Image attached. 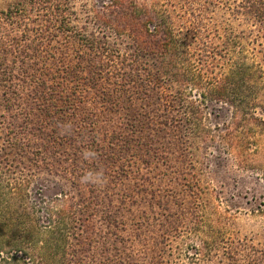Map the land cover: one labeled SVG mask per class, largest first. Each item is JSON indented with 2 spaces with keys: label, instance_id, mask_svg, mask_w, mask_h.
Masks as SVG:
<instances>
[{
  "label": "trees",
  "instance_id": "1",
  "mask_svg": "<svg viewBox=\"0 0 264 264\" xmlns=\"http://www.w3.org/2000/svg\"><path fill=\"white\" fill-rule=\"evenodd\" d=\"M98 7L85 9L79 26L74 0H12L0 8V249H19L4 257L0 251V264H125L103 251H118L124 241L118 229L125 226L95 203L84 154L116 151L117 172L109 180L125 177L136 163V173L149 167L150 154L166 164L164 142L182 152L197 127L183 89L199 84L200 73L171 15L137 0H104ZM232 12L264 30V0H239ZM58 42L61 50L72 48L74 63ZM259 52L260 63H248L243 46L227 36V74L204 95L227 104L238 123L252 119L263 128L264 117L253 113L258 108L264 115V49ZM40 170L66 178L76 196L59 191L43 200L39 223L27 186ZM163 202L155 199L168 212Z\"/></svg>",
  "mask_w": 264,
  "mask_h": 264
},
{
  "label": "rangeland",
  "instance_id": "2",
  "mask_svg": "<svg viewBox=\"0 0 264 264\" xmlns=\"http://www.w3.org/2000/svg\"><path fill=\"white\" fill-rule=\"evenodd\" d=\"M9 1L0 0V8ZM137 1L149 11L165 9L186 39L200 81L185 86L183 96L196 108L197 127L192 136L188 134L182 152L178 144L164 142L161 151L168 156V164L150 154L149 167H141L136 173V163L125 177L109 180L108 173L117 172L116 151L107 148L96 155L84 154L87 165L83 167L89 171L87 176L91 173L99 198L95 203L106 205L111 218L125 226L118 229L124 238L121 246L117 242L118 251L100 249L105 243L98 237L95 239L100 243L94 246L111 257L118 255L125 264H264V127L252 119L238 123L227 104L210 101L204 95L209 84L227 74V36L243 46L248 63L259 64L264 30L234 15L232 10L239 0ZM103 2L74 0L80 18L76 25L82 23L85 9H100ZM56 47H61L59 42ZM68 47V51L61 50L63 45L59 50L74 63L75 53ZM253 113L264 117L258 108ZM181 130L187 131L185 126ZM2 132L0 126V145ZM32 174L27 186L28 207H35L34 216L40 223L45 215L36 209L43 200L53 199L59 191L76 195L60 175L47 170ZM140 174L144 178L138 181ZM124 195L127 198L121 201ZM155 199H162L168 212L157 206ZM12 250L0 249L3 257Z\"/></svg>",
  "mask_w": 264,
  "mask_h": 264
}]
</instances>
